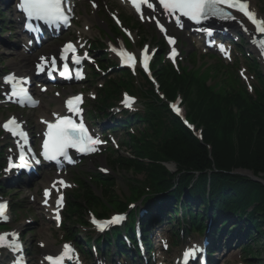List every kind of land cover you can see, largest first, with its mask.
<instances>
[{
  "label": "trees",
  "instance_id": "16d2710c",
  "mask_svg": "<svg viewBox=\"0 0 264 264\" xmlns=\"http://www.w3.org/2000/svg\"><path fill=\"white\" fill-rule=\"evenodd\" d=\"M160 81L168 97L173 98L178 89L187 96L190 114L197 122L207 127L205 142L213 147V152L210 155L177 121L173 143L168 144L163 151L165 156L177 165L176 174H170L157 164L149 166L141 160L144 155L153 157L154 161L159 159L153 155L155 150L150 145H137L135 154L139 160H133L130 165L139 173L146 172L149 177L156 175L166 191L179 183V188L171 194L175 199L189 187H192L191 191L196 198L207 202L206 198L209 196L211 205L218 209L214 218L223 219L227 223L231 221L233 209L238 208L245 212V208L254 205L255 209L246 223L250 234L256 231L258 238L253 236L252 239L258 242L264 238V185L233 173L237 170H247L264 180V109L240 100V116L235 120L231 110L233 97H217L197 84L194 79L183 83L171 72H164ZM239 126V131L235 132L238 134L235 143L231 132L238 130ZM219 132L224 134L222 140H219ZM207 169L218 170L212 174L210 185L205 174L197 181L194 180V173H203ZM172 203L173 201L168 200L161 210L173 209ZM186 204L191 208L193 206L188 199ZM204 205L205 203H202L198 206L203 216L208 214L207 209L203 208ZM79 207L82 208L81 205ZM252 256L258 255L253 253Z\"/></svg>",
  "mask_w": 264,
  "mask_h": 264
},
{
  "label": "snow or ice",
  "instance_id": "6c2138e0",
  "mask_svg": "<svg viewBox=\"0 0 264 264\" xmlns=\"http://www.w3.org/2000/svg\"><path fill=\"white\" fill-rule=\"evenodd\" d=\"M131 3L137 13H141L143 18L144 10H156V7H162L163 11L169 16H174L176 18L175 22L177 25L181 23V17L188 18L189 20L194 21L197 24H200L202 21L209 18H218L222 20H237V16L233 15V12L227 11V9H232L235 12L242 14L247 20L255 26V30L258 33L264 34V19H259L257 15L250 10L248 0H158L156 7H154L153 0H131ZM95 6V5H94ZM144 6V8H142ZM20 10L26 15L28 20H41L46 24H60L63 23L68 25L70 18L66 13L64 0H20L19 4ZM71 9L68 8V12ZM149 17H151V12H149ZM242 23V22H241ZM156 24L160 27V31L165 33L166 38L168 39L169 44H174L175 40L173 37H168L165 28L160 25L159 20L156 21ZM248 29L245 27L244 29ZM208 34L211 35V30H207ZM253 43L258 44V46L264 50V40H254ZM112 51H116L115 48ZM221 51H225L221 47ZM71 52L73 62L77 65L81 63V57L76 54V47L69 42L66 47L63 49L64 55L62 59H68V53ZM118 55L121 56L122 61L127 64L129 67L135 68L136 66V57L127 52H119ZM176 56L175 49L172 50V58ZM84 58H87V53L84 54ZM46 60L47 58H41ZM149 59L150 54L148 49L145 48L143 51V61L142 66L146 72L150 75L149 70ZM52 65H55L56 61L53 59L51 61ZM43 70V68H41ZM65 72H68V65L65 64ZM77 77H80V73H77ZM16 77L11 76L6 78V82L12 83L15 81ZM12 95L18 98H26L30 101L32 106L38 104V101L33 100L30 96H27L24 89L12 88ZM82 97L76 96L69 98L66 101L67 109L70 113L80 116L81 109L78 105L81 103ZM125 106L131 107L129 103V98L125 99ZM177 113L180 112L179 108H175ZM55 116V122H47V132L45 136L47 137L43 141V151L42 156L44 160L47 161H56L60 162V158L68 160L71 162V157L69 155V149H75L80 153H91L97 150L96 146L104 143L99 138L94 137L90 134L88 128L85 126L84 122L81 120L77 122L72 119L70 116H61L59 114H53ZM3 128L13 133L14 135L20 136L26 139V133L21 129L20 125L17 123L16 119L10 118L7 122L3 124ZM35 158V157H33ZM21 164L19 167H25V154L23 150L20 153ZM39 160H36V163H39ZM106 171V169H102ZM60 185L67 187L68 185L65 181H58ZM56 185H53L55 188ZM49 195V190H46L45 196ZM47 203V201H45ZM63 203V196H60L56 200L57 206H61ZM7 203L0 202V217L7 219L6 216ZM56 219L59 220V214L57 213ZM125 217L116 215L110 221L106 223H100L95 219L92 220V223L100 230L103 231L107 224H118ZM11 241H9V236L0 235V247H7L13 252H19L22 250V245L18 242V233L10 234ZM166 246V245H165ZM197 249H189L185 254V261L189 257L195 256ZM73 249L69 245L63 246L62 252L53 257L47 256L45 259L49 264H65L66 260H72Z\"/></svg>",
  "mask_w": 264,
  "mask_h": 264
},
{
  "label": "rangeland",
  "instance_id": "374dc122",
  "mask_svg": "<svg viewBox=\"0 0 264 264\" xmlns=\"http://www.w3.org/2000/svg\"><path fill=\"white\" fill-rule=\"evenodd\" d=\"M121 174H122V172H121ZM116 176H117V175H116ZM121 176H122V175H121ZM121 176L118 175L117 177L120 179ZM123 183H124L123 180H119V185H121V187H122ZM36 231H38L37 227H36ZM259 247H260V249H264V244H261Z\"/></svg>",
  "mask_w": 264,
  "mask_h": 264
},
{
  "label": "bare ground",
  "instance_id": "6f19581e",
  "mask_svg": "<svg viewBox=\"0 0 264 264\" xmlns=\"http://www.w3.org/2000/svg\"><path fill=\"white\" fill-rule=\"evenodd\" d=\"M77 237H78L79 240H81L80 234ZM97 253H99V252H97Z\"/></svg>",
  "mask_w": 264,
  "mask_h": 264
}]
</instances>
